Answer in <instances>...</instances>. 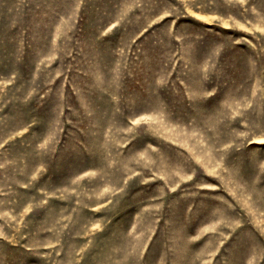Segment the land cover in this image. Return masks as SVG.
Segmentation results:
<instances>
[{"label":"rangeland","instance_id":"obj_1","mask_svg":"<svg viewBox=\"0 0 264 264\" xmlns=\"http://www.w3.org/2000/svg\"><path fill=\"white\" fill-rule=\"evenodd\" d=\"M0 264H264V0H0Z\"/></svg>","mask_w":264,"mask_h":264}]
</instances>
